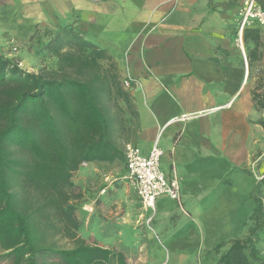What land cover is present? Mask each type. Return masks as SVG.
Returning a JSON list of instances; mask_svg holds the SVG:
<instances>
[{"label": "crops", "instance_id": "1", "mask_svg": "<svg viewBox=\"0 0 264 264\" xmlns=\"http://www.w3.org/2000/svg\"><path fill=\"white\" fill-rule=\"evenodd\" d=\"M258 3L264 9V0ZM238 5L239 0H0V50L15 37L50 36L68 26L105 49L121 79L140 83L130 91L136 115L129 141L144 155L154 143L162 147L161 169L178 178L181 200L161 195L153 211H143L133 186L118 182L129 207L113 215L112 226L106 225L110 219L99 223L103 231L113 228V247L97 245L122 252L116 245L129 244L136 264H216L213 248L245 232L212 233L203 213L226 188L221 181L233 168L246 174L242 169L264 154L258 123L264 111L254 106L250 86L264 68V25L249 26L257 29L258 40L244 43L242 35L240 51L232 34ZM247 51L256 52L250 65ZM117 162L81 163L71 180L90 187L108 179L107 191L99 193L105 209ZM221 163L227 164L221 172H208ZM253 183L252 177L249 192Z\"/></svg>", "mask_w": 264, "mask_h": 264}, {"label": "trees", "instance_id": "2", "mask_svg": "<svg viewBox=\"0 0 264 264\" xmlns=\"http://www.w3.org/2000/svg\"><path fill=\"white\" fill-rule=\"evenodd\" d=\"M249 39L258 40L257 29L244 28V43ZM44 47L56 60L36 72L0 50V250L9 264H126L121 251L77 234L68 188L83 162L124 163L133 97L107 51L72 27H61ZM254 59L256 52L247 51L249 65ZM252 99L264 108V93L253 89ZM258 123L264 128L263 119ZM262 186L263 178L253 183L255 205L244 235L221 251V244L213 248L216 264H264L257 247L264 231ZM57 235L72 246H58Z\"/></svg>", "mask_w": 264, "mask_h": 264}, {"label": "rangeland", "instance_id": "3", "mask_svg": "<svg viewBox=\"0 0 264 264\" xmlns=\"http://www.w3.org/2000/svg\"><path fill=\"white\" fill-rule=\"evenodd\" d=\"M233 21V42L241 51V45L238 41V33L236 28V12ZM49 38L50 36L46 35L25 38L15 37L14 39L16 41L11 42L9 47L7 49L1 50V52L7 57H16L21 68L36 72L43 67H51L56 60V58L49 54V52L44 47ZM257 73L260 74L259 78L254 79V82L250 84V86L258 93H264V68L258 69ZM260 110L264 111V109H259L260 114ZM125 115L127 116L128 113H125ZM133 118L131 122L133 130H131L128 138L125 141H129L132 137V131H134L135 124ZM260 118L264 120V116H261ZM263 155H261L258 160L250 163L247 167H245V169H242L244 172H246V174H240L235 168H233L234 170L232 175L228 176V178L224 179V181H221V186H225L226 188L222 190L221 193H218L215 197H213L214 200L212 201V206L203 212L205 219L209 221L211 225L210 231H212V233L217 234L227 232L229 235L232 233L235 236L241 232L240 230L243 227H245L246 232L247 225L250 222L248 220V215L254 206V200L250 196L249 192L250 185L252 183V177L254 181H256L261 179V175L264 176ZM226 165L227 164L221 163L217 164L216 167L211 166V169H209L208 172L217 174L218 172H221L223 169H225ZM113 167L115 170L110 174H112L111 185L114 186L115 189H108L109 200L107 203H109V205H107L105 209L100 206L101 201H99V193L102 187H104V184H107L108 186L107 180H97L93 182L90 187H86L81 185V182L77 181L76 178H73L75 182H73L72 187L68 188V192L72 196L68 203L74 206L76 217L79 220L77 234L83 237L85 241L90 244L100 243V245L113 247V238L111 232L113 228H106L105 231H103L102 228L100 229L99 223L101 224L103 220L110 219L111 221H107L106 225L112 226L114 220L113 215L120 217L125 213L124 207H129L128 201H126V199L124 200V196L122 195V183L119 184L122 179L121 176L123 174L122 171L124 164L117 162V164H115ZM231 177H233V181H229ZM260 189L261 190L259 194L264 201V186H262ZM116 196H119L120 202L114 204L113 199L114 197L116 198ZM116 205L118 206L116 210H114ZM112 210H114L116 213H111L113 212ZM102 235H104L105 238H108L109 236L110 237L105 239L104 242ZM213 235L214 234L210 233L209 238ZM54 239L56 244L60 247L72 246V241L66 237L57 235L54 237ZM116 246L118 249H122V252L125 254L126 264H136L134 259L131 257L129 244H117ZM227 246L228 242L223 243L220 247V251L225 249ZM257 247L259 249L260 256L264 259V231L258 236ZM2 254L3 252L0 250V264H9L11 258Z\"/></svg>", "mask_w": 264, "mask_h": 264}, {"label": "built area", "instance_id": "4", "mask_svg": "<svg viewBox=\"0 0 264 264\" xmlns=\"http://www.w3.org/2000/svg\"><path fill=\"white\" fill-rule=\"evenodd\" d=\"M236 17L240 45H242V35L245 27L264 25V9L260 6L258 0H239ZM122 84L128 91L140 86L138 80L132 77L124 78ZM187 116V114H182L181 118L184 119ZM163 152L162 147L157 143L152 145L146 155L132 141H126L123 145L125 172L121 178L127 180L133 186L143 211H153L155 201L161 195H166L180 204L178 178L175 175L168 177L160 166ZM260 177L263 178L264 176L261 175ZM105 191L106 187L104 186L101 193ZM150 220L151 215L146 218V223Z\"/></svg>", "mask_w": 264, "mask_h": 264}]
</instances>
